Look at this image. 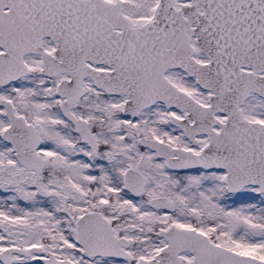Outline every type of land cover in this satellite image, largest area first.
<instances>
[{
    "label": "snow or ice",
    "instance_id": "1",
    "mask_svg": "<svg viewBox=\"0 0 264 264\" xmlns=\"http://www.w3.org/2000/svg\"><path fill=\"white\" fill-rule=\"evenodd\" d=\"M0 264H264V0H0Z\"/></svg>",
    "mask_w": 264,
    "mask_h": 264
}]
</instances>
